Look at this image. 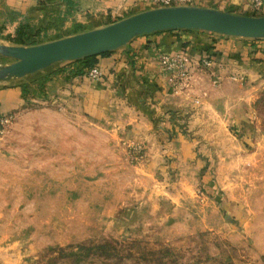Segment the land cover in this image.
Instances as JSON below:
<instances>
[{"label": "rangeland", "instance_id": "obj_1", "mask_svg": "<svg viewBox=\"0 0 264 264\" xmlns=\"http://www.w3.org/2000/svg\"><path fill=\"white\" fill-rule=\"evenodd\" d=\"M251 4L228 11L264 16L263 6ZM14 5L0 0V44L11 45L4 37L14 25L26 19L35 25L44 13L58 20L42 41L90 28L76 27L72 0H33L23 15ZM182 56L188 83L158 60L176 95L191 93L193 74L214 70L203 64L207 55ZM12 62L0 56V67ZM62 65L25 77L21 107L0 130V264H264V85L257 91L226 85L236 99L225 106L226 124L213 118L191 124L184 143L159 150L163 159L148 177L138 169L148 152L143 141L104 142L99 121L74 105L62 110ZM206 82L198 91L206 92ZM235 115L241 127L232 124ZM80 246L94 249L69 254Z\"/></svg>", "mask_w": 264, "mask_h": 264}, {"label": "crops", "instance_id": "obj_2", "mask_svg": "<svg viewBox=\"0 0 264 264\" xmlns=\"http://www.w3.org/2000/svg\"><path fill=\"white\" fill-rule=\"evenodd\" d=\"M72 1L78 11L73 17L75 22L82 26L90 25V28L84 31L127 17L133 9L144 11L150 5V0ZM4 2H16L15 11L23 15L29 9H26L27 3L33 0ZM251 3L252 0H194L193 5L230 12L228 10L232 8L245 11L251 7ZM262 6L264 10V0ZM119 13L126 16H118ZM249 40L251 39L226 37L196 30L163 31L138 36L125 47L97 57L96 66L103 72L99 81H91L87 77L73 74L76 65H62L66 72L62 110L68 112L70 105H74L82 114L89 115L87 118L94 122V119L99 121L97 123H100L102 128L99 124L92 126L95 130H103L106 138L104 142L124 144L127 141H143L148 152L145 163L138 169L141 174L153 177L152 167L157 166L163 159L159 150L184 143L185 131L191 124L209 122V118L222 125L226 124L228 111L225 106L228 102L236 100L225 92L226 85H234L238 91H241L244 85L254 91L264 85V39ZM161 54H184L194 56L193 58L207 55L214 70L210 72L207 69L208 72L193 74L192 89L196 87V90L191 89V93L186 95H176L171 93L166 85L167 81L158 61ZM26 80H11L0 88V116H7L20 109L24 99L20 84ZM204 81L208 82L207 89L204 90L206 92H200L199 86L202 90L204 88L200 83ZM215 94L220 95L218 98L212 97ZM195 98L198 99L199 107L193 105ZM221 103L224 109L219 107ZM101 123L108 125L105 128ZM232 124L241 127V117L235 115Z\"/></svg>", "mask_w": 264, "mask_h": 264}, {"label": "water", "instance_id": "obj_3", "mask_svg": "<svg viewBox=\"0 0 264 264\" xmlns=\"http://www.w3.org/2000/svg\"><path fill=\"white\" fill-rule=\"evenodd\" d=\"M196 30L226 37L264 39V16H244L194 5L147 9L108 25L34 46L0 44V82L23 79L60 62L98 56L128 45L141 35Z\"/></svg>", "mask_w": 264, "mask_h": 264}, {"label": "trees", "instance_id": "obj_4", "mask_svg": "<svg viewBox=\"0 0 264 264\" xmlns=\"http://www.w3.org/2000/svg\"><path fill=\"white\" fill-rule=\"evenodd\" d=\"M48 1V0H47ZM51 1V0H49ZM62 2H67L71 4V0H62ZM44 3L40 2L38 7H43ZM45 7V6H44ZM33 9H36L33 8ZM230 13H233L230 11ZM13 16H17V14H13ZM13 20V19H10ZM57 21V17L52 18V17H48L46 13H44L40 19L37 20V23L34 25L32 23H30L28 21V19H26V21H22L18 24V26L15 28L14 34L13 35H6L4 38L12 45H17V46H34V45H38V44H42L45 42H49V41H53L56 39H60L69 35H65V36H60L48 41H42L40 40V36L41 35H47L49 30H56L57 26L56 24H54V21ZM76 27H82V25H76ZM174 31H178V30H174ZM183 31H187V30H183ZM84 32V30L80 31L79 33ZM78 32H75V34H77ZM254 40V39H251ZM114 51L111 52H106L103 53L101 55L98 56H93V57H88L85 59H79V60H75V61H69L66 62L68 64V67L73 64L76 65V68L73 70V74L76 75H81L83 74L84 71L89 70L90 68L96 66V62H97V57L99 56H103V55H108L110 53H112ZM62 70H64V68H62ZM26 82H22L20 84V88L22 90V93L24 95V89H25V84ZM99 248H101L100 246L96 247L97 250H99ZM92 249L91 247H84V246H80L78 248V252H70L69 254L72 256H82L83 254H80L81 251H87L90 252ZM80 251V252H79ZM164 253H169L168 251H165Z\"/></svg>", "mask_w": 264, "mask_h": 264}, {"label": "built area", "instance_id": "obj_5", "mask_svg": "<svg viewBox=\"0 0 264 264\" xmlns=\"http://www.w3.org/2000/svg\"><path fill=\"white\" fill-rule=\"evenodd\" d=\"M253 1H254L253 4L254 9L259 10L263 5L262 0H253ZM193 3L194 0H150V5L154 8L180 6V5L190 6L193 5ZM159 61L161 63L162 68L172 74L173 79L176 78V80L179 79L180 81L187 83L192 79V77H190L189 73L187 72L186 60L182 55L161 54L159 57ZM203 64L206 67H209L211 66V61L208 59H204ZM87 77L91 81H99L103 77V73L99 67L94 66L87 71ZM175 82L176 81L172 83L173 86L176 85ZM7 122H8V118L6 116L0 117V130L3 129V127ZM135 146H138L136 156H140L143 151V147H141L140 144H136Z\"/></svg>", "mask_w": 264, "mask_h": 264}]
</instances>
